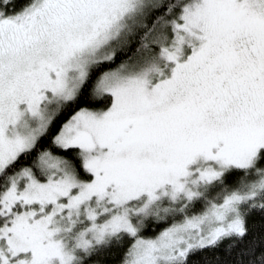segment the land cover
<instances>
[{"label": "snow or ice", "instance_id": "6c2138e0", "mask_svg": "<svg viewBox=\"0 0 264 264\" xmlns=\"http://www.w3.org/2000/svg\"><path fill=\"white\" fill-rule=\"evenodd\" d=\"M0 264H264V0H0Z\"/></svg>", "mask_w": 264, "mask_h": 264}]
</instances>
